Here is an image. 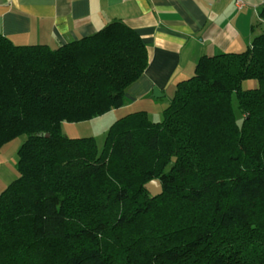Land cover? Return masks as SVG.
<instances>
[{
    "label": "trees",
    "instance_id": "1",
    "mask_svg": "<svg viewBox=\"0 0 264 264\" xmlns=\"http://www.w3.org/2000/svg\"><path fill=\"white\" fill-rule=\"evenodd\" d=\"M259 17L247 49L201 57L162 121L128 113L102 148L62 123L125 105L150 61L141 35L121 20L58 48L0 33V150L26 136L0 193V264H264Z\"/></svg>",
    "mask_w": 264,
    "mask_h": 264
},
{
    "label": "crops",
    "instance_id": "2",
    "mask_svg": "<svg viewBox=\"0 0 264 264\" xmlns=\"http://www.w3.org/2000/svg\"><path fill=\"white\" fill-rule=\"evenodd\" d=\"M263 5L264 0H243L241 8L236 0H0V33L15 44L58 48L123 21L141 35L150 61L126 90L125 105L107 114L132 108L150 113L153 105L169 104L202 56L247 49ZM5 148L0 186L17 174L14 157L10 161L8 151L2 153Z\"/></svg>",
    "mask_w": 264,
    "mask_h": 264
},
{
    "label": "rangeland",
    "instance_id": "3",
    "mask_svg": "<svg viewBox=\"0 0 264 264\" xmlns=\"http://www.w3.org/2000/svg\"><path fill=\"white\" fill-rule=\"evenodd\" d=\"M264 27V24L262 23V26L259 28L261 29ZM262 31V30H260ZM264 32V29L263 31ZM258 86V82L255 79H247L243 82V89H249V88H255ZM175 94V90L174 93ZM168 106V103H165L164 105H153V108L151 109L149 116L153 121H162L164 118L163 111ZM233 106L235 109V113L237 116V120L239 124H242L243 122V114L240 112L238 108V98L237 95L233 94ZM139 111V108H132L126 112H135ZM123 110H117L113 111L110 114H107L106 116H100V118H94L88 121H81V122H68L64 121L62 123V131L65 135L71 137V138H84V137H93L96 139L99 147H103L105 138L107 135V132L109 131L111 125L118 120L120 117L126 115L127 113ZM48 136V135H47ZM26 136H21L14 140L12 143L5 146V150L2 151L3 154L8 151V156L10 157V161L14 157V161L17 163V151L20 148V145L25 140ZM2 154V155H3ZM6 155V154H5ZM4 160V159H3ZM176 160V159H174ZM14 164V163H13ZM17 169V168H16ZM15 179L18 177L19 173L16 171ZM13 180V179H12ZM8 184V183H7ZM7 185H1L0 186V193L2 190L6 188Z\"/></svg>",
    "mask_w": 264,
    "mask_h": 264
},
{
    "label": "water",
    "instance_id": "4",
    "mask_svg": "<svg viewBox=\"0 0 264 264\" xmlns=\"http://www.w3.org/2000/svg\"><path fill=\"white\" fill-rule=\"evenodd\" d=\"M176 159V158H174ZM147 190L152 194V196H157L163 193L164 188L160 179H153L145 184Z\"/></svg>",
    "mask_w": 264,
    "mask_h": 264
},
{
    "label": "built area",
    "instance_id": "5",
    "mask_svg": "<svg viewBox=\"0 0 264 264\" xmlns=\"http://www.w3.org/2000/svg\"><path fill=\"white\" fill-rule=\"evenodd\" d=\"M236 2L240 8L243 6V0H236Z\"/></svg>",
    "mask_w": 264,
    "mask_h": 264
}]
</instances>
